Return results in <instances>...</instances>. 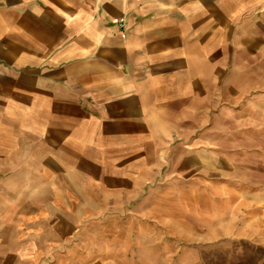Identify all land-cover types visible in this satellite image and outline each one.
Listing matches in <instances>:
<instances>
[{"label": "crops", "instance_id": "obj_1", "mask_svg": "<svg viewBox=\"0 0 264 264\" xmlns=\"http://www.w3.org/2000/svg\"><path fill=\"white\" fill-rule=\"evenodd\" d=\"M255 99L264 0H0V264H150L137 236L194 232L159 159L229 162L207 138Z\"/></svg>", "mask_w": 264, "mask_h": 264}, {"label": "rangeland", "instance_id": "obj_2", "mask_svg": "<svg viewBox=\"0 0 264 264\" xmlns=\"http://www.w3.org/2000/svg\"><path fill=\"white\" fill-rule=\"evenodd\" d=\"M253 102L249 106L245 102L234 106L233 111L241 118L229 122L222 117L213 124L225 130L222 137L207 138L206 145L231 148L232 153L226 155L230 157L229 162L219 159L224 154L209 152L203 159L198 154L185 156L181 149L173 161L169 155L161 156L158 177L160 180L172 178L173 183L157 188H161V193L174 195L173 208L177 209L171 219L174 232L181 228L194 232L161 233L155 223L165 229L169 225L165 219L140 221V218L129 217L127 227L149 231L152 226L159 230L150 235L142 234L140 241L136 237L139 250L134 253L137 257L150 264L160 263L159 260L162 264H171L173 258L178 264H240L245 261L263 264L264 105L259 99ZM175 140L173 146L179 143ZM215 213H221L222 217H214ZM197 224H203L206 233L195 232Z\"/></svg>", "mask_w": 264, "mask_h": 264}, {"label": "built area", "instance_id": "obj_3", "mask_svg": "<svg viewBox=\"0 0 264 264\" xmlns=\"http://www.w3.org/2000/svg\"><path fill=\"white\" fill-rule=\"evenodd\" d=\"M125 23H126V22H124V21H120V26H121L122 28H125V27H126Z\"/></svg>", "mask_w": 264, "mask_h": 264}]
</instances>
